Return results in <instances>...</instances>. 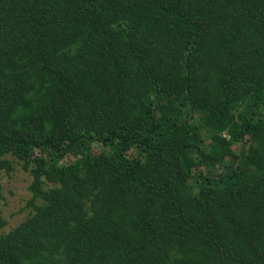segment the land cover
Segmentation results:
<instances>
[{"label": "trees", "instance_id": "16d2710c", "mask_svg": "<svg viewBox=\"0 0 264 264\" xmlns=\"http://www.w3.org/2000/svg\"><path fill=\"white\" fill-rule=\"evenodd\" d=\"M8 154L0 264H264V0H0Z\"/></svg>", "mask_w": 264, "mask_h": 264}, {"label": "rangeland", "instance_id": "374dc122", "mask_svg": "<svg viewBox=\"0 0 264 264\" xmlns=\"http://www.w3.org/2000/svg\"><path fill=\"white\" fill-rule=\"evenodd\" d=\"M186 112L188 113V111ZM199 114L200 112H194L193 119L197 120ZM94 148L102 149V146L98 144ZM236 148L237 146L234 149ZM5 159L11 162L13 171L9 174L2 173L1 176L2 199L0 200V209L2 218L6 223L0 232L3 234L22 223L31 212L27 205L31 198L28 190L31 177L27 171L23 170L21 161L10 154L6 155Z\"/></svg>", "mask_w": 264, "mask_h": 264}]
</instances>
